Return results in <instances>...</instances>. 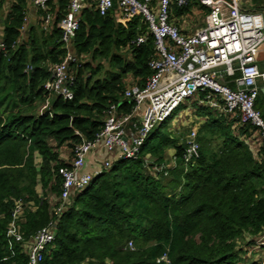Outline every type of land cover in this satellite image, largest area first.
Listing matches in <instances>:
<instances>
[{
    "label": "trees",
    "instance_id": "1",
    "mask_svg": "<svg viewBox=\"0 0 264 264\" xmlns=\"http://www.w3.org/2000/svg\"><path fill=\"white\" fill-rule=\"evenodd\" d=\"M7 1L10 8L2 20L5 0L0 3L5 46L0 51V264H28L22 247L16 244L12 255L6 239L18 200L37 207H25L20 221L27 241L49 223L56 225L43 264H264V255L249 257L264 232V150L255 154L242 139L250 126L234 132L223 113L199 103L200 152L194 164L185 165L186 144L171 131L175 112L151 132L136 160H117L72 196L59 216L54 214L50 201L40 199L36 189L41 184L60 196L58 169L66 164L56 150L68 146L74 151L83 138L93 140L111 104L131 111L133 104L123 100L127 79L132 76L136 85H146L154 39L149 35L146 44L133 45L149 34L140 16L123 24L113 13L102 16L94 8L85 9L73 48L79 59L89 60L71 65L74 97L53 98L41 113L50 68L67 52L58 22L69 0L48 3L55 17L49 30L41 28L44 12L38 11L27 41L22 28L30 0ZM251 1L252 7L264 9V0ZM263 105L261 93L258 109ZM171 148L175 167L169 169L166 154ZM162 165L167 176L154 170Z\"/></svg>",
    "mask_w": 264,
    "mask_h": 264
},
{
    "label": "built area",
    "instance_id": "2",
    "mask_svg": "<svg viewBox=\"0 0 264 264\" xmlns=\"http://www.w3.org/2000/svg\"><path fill=\"white\" fill-rule=\"evenodd\" d=\"M3 0H0V3ZM56 0H30L36 12L42 11L44 30L54 23L48 3ZM206 11L205 26L192 34H184L172 19V8H189L193 0H69L58 22L61 41L67 52L62 61L51 66V77L45 83L48 94L42 112L53 98L72 100L75 76L71 65H81L75 54L73 39L79 30L82 13L94 8L102 16L113 13L119 23L130 22L140 16L148 26L149 34L140 35L133 45L154 39V55L149 61L152 75L146 85H127L124 102L132 103L130 112L120 111L118 104H111L105 112V124L93 140L82 139L73 151V159L58 169L62 179L60 196L53 200V212L59 216L72 196L86 189L95 177L112 168L117 160H136L148 136L172 118L188 100L205 93L199 102L219 110L232 122L234 132L249 127L242 139L258 154L264 150V105L257 107V100L264 91V61L258 60L264 49V9L247 8L248 0H198ZM28 29V16L22 35ZM23 37V36H22ZM5 46L0 39V51ZM30 69V68H29ZM264 95V93H262ZM197 127V126H196ZM191 130L184 150V163L188 167L199 158L198 128ZM103 147L109 155H118L105 161L95 172H89L87 158L95 149ZM174 163H175V159ZM148 164V162H146ZM157 175L166 166H155ZM23 200L15 202L6 239L14 254L19 244L27 254L28 264H43L46 252L55 239V223L39 229L26 240L20 230L25 213ZM133 248V243H129ZM264 247V232L256 248Z\"/></svg>",
    "mask_w": 264,
    "mask_h": 264
},
{
    "label": "crops",
    "instance_id": "3",
    "mask_svg": "<svg viewBox=\"0 0 264 264\" xmlns=\"http://www.w3.org/2000/svg\"><path fill=\"white\" fill-rule=\"evenodd\" d=\"M9 4V1L8 3ZM252 1L248 0L247 8H254L251 6ZM10 8V5L6 7V12H8V9ZM29 16L31 17V21L36 20L37 12L36 9L33 7V5H30L29 10ZM206 11L200 6L199 1L193 0L190 7L188 9H182L181 11L178 8H172V19L173 22L179 26L182 29V32L184 34H192L196 30H198L202 24H204ZM264 50V49H263ZM262 50V51H263ZM258 60L260 62L264 61V58L261 59L258 57ZM134 85L135 81L133 80L132 76H129L127 79V85ZM174 150V149H173ZM59 155L61 161H63L65 164L70 163L73 159V150L69 148L68 146H63L56 150ZM173 159L175 158V150L174 154L172 155ZM118 158V155H109L106 150L103 147H99L92 151L87 160L90 164L88 171L89 172H95L97 167L102 166V164L107 160H116ZM41 158L40 156L36 157V163L40 164ZM37 195L40 199H46L47 201H50L52 207H53V200L57 197L51 190L50 187L48 189H44L41 184H38L36 189ZM47 195V196H46ZM27 208H30L33 211L37 210V207L33 205H25ZM53 211V209H52Z\"/></svg>",
    "mask_w": 264,
    "mask_h": 264
},
{
    "label": "rangeland",
    "instance_id": "4",
    "mask_svg": "<svg viewBox=\"0 0 264 264\" xmlns=\"http://www.w3.org/2000/svg\"><path fill=\"white\" fill-rule=\"evenodd\" d=\"M7 3H8V1L5 0L4 8H3V11L1 13V20L3 18H5L6 14H7V12H6V7L8 6ZM31 23H32L31 17L28 14V27H29V25ZM41 26H42L41 28L45 29L43 27V24ZM201 26H205V22ZM39 30H41V29H39ZM26 33H24L23 37H22V40H24V41L27 38V34ZM258 57L261 58V59L264 58V50L259 53ZM80 60H81V63H84V62L89 60V57H83ZM196 103L200 104L199 101L194 100V101L188 102V105L180 107L176 111V116H175V118H173V123H171V125H170L171 126L170 127L171 131L174 134L173 136L178 137L180 142L186 143L188 138H189V135L191 133V130L194 127H196V126H200L201 123H202L198 118H196V113H197V110H196L197 108L195 106ZM199 104H198V106H199ZM216 144H218V143H217L216 140H214V144L213 145H216ZM173 154H174V150L172 148L169 149L167 154H166V163H167V167L169 169H172V168L175 167V163H174V160H173V157H172ZM147 162L151 163L153 161L152 160H147ZM23 202H24V200H23ZM243 247H244V249L246 251L249 250L246 245L243 246ZM261 248L257 247L255 249H250V251H252L253 253L249 257H251V258L253 257L252 258L253 260H257L259 258H262V256L264 255V252L261 250Z\"/></svg>",
    "mask_w": 264,
    "mask_h": 264
},
{
    "label": "water",
    "instance_id": "5",
    "mask_svg": "<svg viewBox=\"0 0 264 264\" xmlns=\"http://www.w3.org/2000/svg\"><path fill=\"white\" fill-rule=\"evenodd\" d=\"M26 34H28V32ZM26 41H27V38H26ZM262 93H264V91H262Z\"/></svg>",
    "mask_w": 264,
    "mask_h": 264
}]
</instances>
